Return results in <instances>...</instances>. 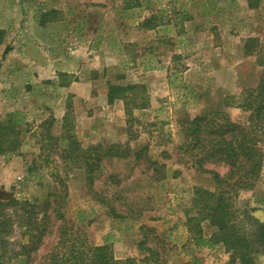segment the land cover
<instances>
[{"label": "rangeland", "instance_id": "obj_1", "mask_svg": "<svg viewBox=\"0 0 264 264\" xmlns=\"http://www.w3.org/2000/svg\"><path fill=\"white\" fill-rule=\"evenodd\" d=\"M140 1L142 8L125 13L124 0H0V122L10 127L17 121L10 138H17L19 152L0 154V173L13 157L22 164L12 184L0 185V204L11 198L26 202L23 209L2 208L11 231L0 236V264H25L20 247L29 237L22 224L29 216L38 222L44 213L47 234L31 262H45L58 240L54 210L62 214L70 239L90 246L123 243L127 258L146 256L139 250L144 242L143 248L168 264H231L221 245L194 248L188 240L184 223L194 191L212 192L215 186L180 147L187 119L213 111L237 122L245 119L224 104L258 83L264 0ZM44 14L48 22L41 25ZM151 14L160 27L141 30L140 22ZM105 36L120 41L114 51ZM143 60L158 69L145 70ZM181 82L192 89L177 87ZM127 86L141 88L116 93L108 102L110 87ZM65 114L83 149L118 144L130 152L127 159L105 160L92 188L84 171L68 169L48 139L63 134ZM261 150L259 179L239 201L259 224L264 222V142ZM205 168L221 176L226 172L217 165ZM107 205L123 219L111 218ZM24 209L30 213L24 215ZM201 227L205 236L214 232L206 222ZM252 258L264 264V251Z\"/></svg>", "mask_w": 264, "mask_h": 264}, {"label": "trees", "instance_id": "obj_2", "mask_svg": "<svg viewBox=\"0 0 264 264\" xmlns=\"http://www.w3.org/2000/svg\"><path fill=\"white\" fill-rule=\"evenodd\" d=\"M143 4L140 0H124L122 12L140 9ZM202 8H206L204 3ZM44 14L41 25L48 22ZM160 27L156 14H151L142 20L139 28L144 31H153ZM98 42L103 39L102 35L97 36ZM106 46L114 51L118 43L114 38L105 36ZM6 53V51L4 52ZM253 53V50L250 54ZM256 53V52H255ZM257 55V54H256ZM177 57V56H176ZM149 60H143L142 66L145 70H157L150 66ZM258 64L262 67L258 83L255 88L244 91L238 96H231L225 99L226 108H235L246 114L242 122H237L230 115L222 111L209 112L203 116H196L184 122V142L180 149L183 154L191 159L192 166L196 171L211 178L215 186L214 191L195 189L191 208L186 214L184 226L188 235V240L194 248L211 249L216 245H221L225 252L229 254L231 264H255L252 256L260 249L264 251V222L259 224L251 213L240 206L239 201L243 193L252 192L259 179L263 166V153L261 145L264 142V54L259 55ZM160 69V68H159ZM177 87L192 89L191 85L183 82ZM140 86H127L124 90L118 87H110L108 92V102L114 99L116 93L124 91H134ZM193 94H197L193 92ZM139 98H133L136 102ZM127 105V104H126ZM145 102L139 107H145ZM69 105H67V108ZM127 106H125L126 109ZM63 134L53 139L54 144L59 148V158L68 169L83 170L88 187L92 188L102 170V163L107 159H127L129 150L118 144L103 146L96 144L83 149L72 132V126L68 122L67 114L63 118ZM17 121L11 122L12 126L0 122V154L17 156L18 140L14 127ZM50 119L44 125L46 130L52 126ZM135 156H137L135 154ZM137 158V157H136ZM206 165H217L226 168L223 176L219 173L205 168ZM31 174L33 173L30 172ZM26 203V202H24ZM24 203H19L15 198H11L5 204H0V236L10 232V220L4 218L2 208L5 206L20 205L24 208ZM101 203L104 200L101 199ZM46 205L45 209H48ZM109 214L113 219H123L117 214L113 207L107 205ZM55 220L60 222L57 228L58 240L54 249L45 257V262L41 264H168L158 252L151 248H143L144 242L139 247L146 256L141 260L126 258L125 260H115L112 248L106 242L101 246H90L85 241L70 239L63 216L57 210L53 211ZM30 212L23 210L24 215ZM48 215L44 213L42 220L36 222L29 216L23 226L29 241L20 247V256L27 260L25 264H32L31 254L36 253L44 236L47 234L46 219ZM80 221V220H79ZM206 222L214 229V232L205 236L201 224ZM141 229H144L141 227ZM150 231V230H146Z\"/></svg>", "mask_w": 264, "mask_h": 264}, {"label": "crops", "instance_id": "obj_3", "mask_svg": "<svg viewBox=\"0 0 264 264\" xmlns=\"http://www.w3.org/2000/svg\"><path fill=\"white\" fill-rule=\"evenodd\" d=\"M21 169H22L21 159H19L18 157H13L9 161L7 167H5L3 170H1L0 185L12 184V181H13L15 175H18L22 171ZM107 244H109L111 246L113 257L115 260L120 261V260H125L127 258L126 250L124 248L123 243L110 242ZM101 245H104V243Z\"/></svg>", "mask_w": 264, "mask_h": 264}]
</instances>
